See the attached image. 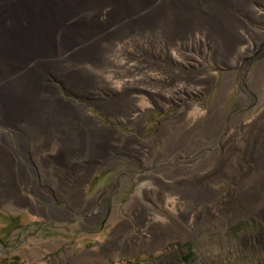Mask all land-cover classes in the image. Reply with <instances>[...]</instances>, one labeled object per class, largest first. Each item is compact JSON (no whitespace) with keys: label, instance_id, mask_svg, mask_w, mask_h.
<instances>
[{"label":"rangeland","instance_id":"1","mask_svg":"<svg viewBox=\"0 0 264 264\" xmlns=\"http://www.w3.org/2000/svg\"><path fill=\"white\" fill-rule=\"evenodd\" d=\"M249 8L252 14L243 13L226 55L197 29L168 44L157 37L158 54L151 43L145 48L136 43L131 55L121 49L128 32L108 27L99 40L102 63L64 61L83 70L92 86L85 96L59 79L53 84L108 128V153L87 180H82L85 168L76 171L85 199L80 206L70 208L66 198L25 182L20 191L26 202L0 200V264H264V202L247 214L222 209L233 204L234 186L214 177L229 170L228 130L255 121L256 114L264 117V1L253 0ZM110 10L108 5L77 21L103 22ZM253 15L260 20L253 21ZM241 50H246L243 57ZM124 81L127 90L120 88ZM111 95L121 99L116 110L104 103ZM139 108H147L141 118ZM188 114L196 116L193 133L177 122L168 125ZM56 148L51 142L41 155L52 158ZM34 163L40 188L43 168ZM190 178L201 179L211 196L195 201L164 186L165 181L185 186ZM253 179L252 171H244L241 182L249 186ZM174 197L192 203L183 218L168 207ZM16 215L21 219L11 218ZM126 220L131 226L118 232ZM158 230L168 231V237L150 248ZM132 238L145 241L135 250L125 244ZM113 241L116 247L108 249ZM98 256L102 259L95 260Z\"/></svg>","mask_w":264,"mask_h":264},{"label":"bare ground","instance_id":"2","mask_svg":"<svg viewBox=\"0 0 264 264\" xmlns=\"http://www.w3.org/2000/svg\"><path fill=\"white\" fill-rule=\"evenodd\" d=\"M252 1L1 0L0 115L3 119L0 125L6 128L8 139L12 141L19 139L18 137L21 139L42 137L46 141L53 138L64 142L75 141L80 144L78 147L80 154H89L90 151L82 150V147L84 148L82 144H89L93 138L107 137L110 131L93 118L92 113L84 114L77 104L74 105L65 99L55 83L53 84L54 79H59L75 94L80 93L85 96L88 94L87 88L92 86L90 78L80 68L67 67L64 64L65 60L70 59L75 63L87 62L92 66L102 63V56L99 55V40L108 27H121L128 32V38L121 41V49L126 48L131 55L136 53L134 51L136 43L144 48L147 47V43H151L154 52L158 54L162 49L155 44L157 37L168 44L195 29L205 30L209 44L213 46L218 42L217 51L226 55L230 51L232 39L237 37V28L243 24V13L252 14L249 8ZM108 5L111 7V12L106 21L93 20L88 23L77 21L82 17L93 15ZM252 19L260 20L256 15H253ZM74 20L78 23H74ZM245 53L246 50H241L242 57ZM126 54L123 58L131 56ZM137 55H140L138 51ZM123 67L125 70H130L128 69L130 66ZM125 81L120 87L123 90H127L129 86ZM120 101V98L111 95V98L106 99L104 103L115 109L120 105ZM139 110L137 117L141 118L147 108H139ZM256 115L255 121H242L236 128L228 130V142L224 146L226 152L232 154L229 157V170L220 173L219 178L214 175L215 178L234 186L231 188L235 196L233 204L224 205L222 209L237 210L242 214H247L250 210H258L259 203L264 202V117ZM167 122L168 125L176 122L181 124L180 127L190 134L194 132L192 127L196 123V116L192 114L185 117L176 116L172 121ZM167 122L163 124L166 125ZM118 132L122 134L119 130ZM221 134L223 135V132ZM133 137L130 139H135ZM2 138L0 132V139ZM220 139L219 137L217 140ZM235 141L242 145L238 147L239 144ZM88 170L82 174V180H87L89 177ZM244 171L253 172L254 179L249 186H243L241 182ZM82 180L78 181L79 185L73 190L75 195L71 198H81L84 194ZM200 180L190 178V184L185 186H182L185 184L183 182L174 184L165 181L164 186L170 185L173 190L197 201L206 195L211 196L212 193L210 188L200 184ZM70 181L71 176L64 174L61 184L65 187ZM177 199L175 197L169 199L168 207L173 215L183 218L192 203ZM149 219H153L151 215ZM130 226V221L126 220L118 232L125 231ZM167 237L168 231L158 230L151 237L150 248L159 245ZM144 241L132 238L125 244L137 250L136 248L141 247ZM114 247L116 244L113 241L108 249ZM101 257L94 259L98 260Z\"/></svg>","mask_w":264,"mask_h":264},{"label":"crops","instance_id":"3","mask_svg":"<svg viewBox=\"0 0 264 264\" xmlns=\"http://www.w3.org/2000/svg\"><path fill=\"white\" fill-rule=\"evenodd\" d=\"M2 119L3 116L0 115V121H2ZM1 130L5 131L3 132ZM0 132L3 135V138L0 139L1 201L13 197L18 203L26 202V197L20 191V184L22 182H25L31 187L34 186L35 189H40V191H53L55 195H58L62 198H66V202L70 208L74 205L80 206L82 201L85 200L84 194L81 195V198H71V196L75 195L73 191L74 188L77 187L79 185V182L81 181L76 171L83 167L87 168L84 170V172L89 169L88 171L91 173L94 168L100 167L103 164V159L108 153V144L106 142L107 137H97L96 139L93 138L94 140L91 139L89 144H82L84 146V148L82 147V150L88 152L90 151V153H87V155L85 153H79L78 147L80 146V144L75 141L64 142L62 140H58L57 138H53L50 140L48 139L49 141H46V139L42 137H39L38 139L32 137H26L24 139H21L20 137H18L19 139L12 141L8 139L9 134L4 126L0 125ZM5 137L7 138V140ZM51 142H56L57 144L55 153L51 154L53 155V157L48 158V155H41V150L43 151L44 149H46V147H48ZM85 157L87 158L85 159ZM33 159H35L38 164L43 168L44 176L39 184L40 188H38L34 179L37 172V167L34 163L35 160ZM20 160L22 161V163ZM84 172H82V174H84ZM64 174L65 176H71V181L65 187L61 184L62 176ZM139 190L141 191V189ZM89 206L90 204L87 205V208Z\"/></svg>","mask_w":264,"mask_h":264},{"label":"trees","instance_id":"4","mask_svg":"<svg viewBox=\"0 0 264 264\" xmlns=\"http://www.w3.org/2000/svg\"><path fill=\"white\" fill-rule=\"evenodd\" d=\"M20 217H21V215L11 216V218L14 220L16 219V221L21 219Z\"/></svg>","mask_w":264,"mask_h":264}]
</instances>
